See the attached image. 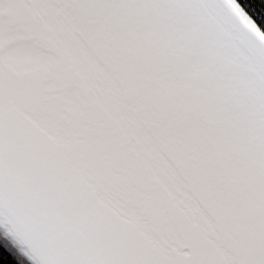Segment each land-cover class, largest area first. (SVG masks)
I'll use <instances>...</instances> for the list:
<instances>
[{
	"label": "snow or ice",
	"instance_id": "snow-or-ice-1",
	"mask_svg": "<svg viewBox=\"0 0 264 264\" xmlns=\"http://www.w3.org/2000/svg\"><path fill=\"white\" fill-rule=\"evenodd\" d=\"M0 264H264V32L236 0H0Z\"/></svg>",
	"mask_w": 264,
	"mask_h": 264
},
{
	"label": "trees",
	"instance_id": "trees-1",
	"mask_svg": "<svg viewBox=\"0 0 264 264\" xmlns=\"http://www.w3.org/2000/svg\"><path fill=\"white\" fill-rule=\"evenodd\" d=\"M236 2L244 8L260 30L264 32V0H236ZM0 260H11V257L0 250Z\"/></svg>",
	"mask_w": 264,
	"mask_h": 264
},
{
	"label": "flooded vegetation",
	"instance_id": "flooded-vegetation-1",
	"mask_svg": "<svg viewBox=\"0 0 264 264\" xmlns=\"http://www.w3.org/2000/svg\"><path fill=\"white\" fill-rule=\"evenodd\" d=\"M0 250H2L3 251V249L2 248H0ZM4 252V251H3Z\"/></svg>",
	"mask_w": 264,
	"mask_h": 264
}]
</instances>
